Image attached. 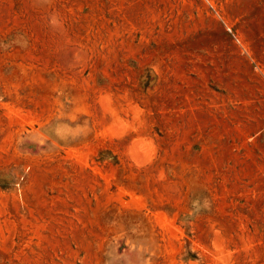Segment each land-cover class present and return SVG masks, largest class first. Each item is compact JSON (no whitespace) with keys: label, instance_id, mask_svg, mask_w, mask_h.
Returning <instances> with one entry per match:
<instances>
[{"label":"rangeland","instance_id":"rangeland-1","mask_svg":"<svg viewBox=\"0 0 264 264\" xmlns=\"http://www.w3.org/2000/svg\"><path fill=\"white\" fill-rule=\"evenodd\" d=\"M195 1L136 23L116 0H0V43L27 41L0 46V264H264V217L238 215L244 197H189L238 151L220 114L236 129L262 109L264 70L247 88L235 65L181 86L152 70L190 34L223 35L231 59L264 52V0Z\"/></svg>","mask_w":264,"mask_h":264},{"label":"crops","instance_id":"crops-1","mask_svg":"<svg viewBox=\"0 0 264 264\" xmlns=\"http://www.w3.org/2000/svg\"><path fill=\"white\" fill-rule=\"evenodd\" d=\"M116 3H120V6L124 4L131 10L137 9L140 10L138 13V20H135L136 23L140 22L142 18L146 20L147 16L145 10L149 8H166V7H190L196 4V1L193 0L190 3L181 2V3H170L165 0H116ZM248 7V4H247ZM259 14V13H258ZM131 16H134L133 13H130ZM143 20V21H144ZM20 38L17 40L16 38ZM223 35H214V34H203V37L196 34L189 35V44H181V40L177 45V48L174 49L173 53V62L171 65L165 64L164 61L160 58L156 59V63L152 65V70L157 74L156 80L162 79V82L165 80V74L172 72L175 75L179 86L183 85V77L189 70L199 73L200 71H208L209 68L214 66L215 70L221 73H226L229 70L230 65H235L237 72L242 73V87L247 88L250 86L259 87L255 85V82H258L259 72L264 70V52L263 51H251L244 52L240 55L234 56L232 59L229 56L228 51V41L223 43ZM45 39L49 40V35L45 34ZM221 41L220 44H213L212 41ZM211 42V43H210ZM2 47L5 48L13 43L24 45L27 44L26 38L22 34H15L12 39H9L7 42H1ZM0 43V46H1ZM7 45V46H6ZM53 46V44H52ZM189 47V48H188ZM211 47V48H210ZM215 47L216 55L212 53V48ZM61 46L57 45L54 48L55 52H61ZM194 48L195 55L190 54V60L187 64L185 50H190ZM199 48V49H198ZM200 50V51H198ZM64 56H68L67 54ZM55 57V56H50ZM59 56H56V58ZM163 59V58H162ZM189 65V66H188ZM262 65V67H261ZM188 67V68H187ZM162 74V76H160ZM258 74V75H257ZM256 75V76H255ZM241 79V78H240ZM176 81L173 82V84ZM222 87L228 89L230 86L229 80L221 78ZM253 84V85H252ZM227 95V93H226ZM228 96V95H227ZM226 106L228 105L227 99L225 100ZM256 105H261L263 108H253L251 111L238 113L235 115V120L238 122V128L233 129L229 128L228 120L230 119L229 113L226 111L221 113L220 120L222 123L221 127V136L228 137H237L238 145L236 148L238 151L236 153L232 150V145H226V150L223 151L224 164L221 167L222 175L218 178H213L211 181L208 178L195 177L194 183L189 182V184L197 185H220V188L213 193L209 192V197L207 193L203 196L205 200L209 199H218L222 203L229 202L234 199L237 201L243 198L241 203L242 208L237 209L238 215L243 216H253L258 218L264 217V103H256ZM204 112L199 114L201 120L211 119L209 116L203 115ZM196 114V113H195ZM203 115V116H202ZM224 146V145H223ZM224 148V149H225ZM222 152V153H223ZM234 158L235 161L229 165L228 160ZM223 161V160H222ZM237 162V163H236ZM236 163V165H233ZM233 165V166H232ZM225 169V171H224ZM199 178V179H198ZM202 178V179H201ZM207 189V188H206ZM196 187L189 190V197L193 194V199L197 200ZM219 195V196H218ZM214 196V197H213ZM217 196V197H216ZM216 197V198H215ZM237 197V198H236ZM209 198V199H208ZM195 213H189L188 217H192ZM262 220L258 219V224L262 225ZM131 264H142V262Z\"/></svg>","mask_w":264,"mask_h":264}]
</instances>
